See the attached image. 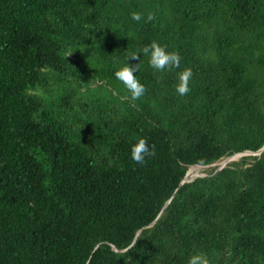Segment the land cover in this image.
<instances>
[{
	"label": "trees",
	"instance_id": "obj_1",
	"mask_svg": "<svg viewBox=\"0 0 264 264\" xmlns=\"http://www.w3.org/2000/svg\"><path fill=\"white\" fill-rule=\"evenodd\" d=\"M263 146L264 0H0V264H264Z\"/></svg>",
	"mask_w": 264,
	"mask_h": 264
},
{
	"label": "clouds",
	"instance_id": "obj_2",
	"mask_svg": "<svg viewBox=\"0 0 264 264\" xmlns=\"http://www.w3.org/2000/svg\"><path fill=\"white\" fill-rule=\"evenodd\" d=\"M142 18L140 12H133L131 14V19L133 21L139 22ZM148 19L151 20L152 16H149ZM140 54H142L143 57H148L149 66L156 72H164L166 69L170 71L173 68H179L181 63V57L178 53L168 51L166 46L156 41H153L150 45L136 52L129 53L126 62L118 66L114 75L115 78L123 84L128 93H130V98L132 100L141 98L146 92L145 85L141 83L138 75H135V73L140 72ZM130 60H136L139 61V63L133 65L130 63ZM191 77L192 71L190 68H186L178 73V83L175 85V90L179 95L184 96L190 91L189 81ZM155 154L154 145H150L145 138H140L131 145V159L137 164L146 163V158L153 157ZM188 264H209V262L204 254L200 253L191 256L188 260Z\"/></svg>",
	"mask_w": 264,
	"mask_h": 264
},
{
	"label": "rangeland",
	"instance_id": "obj_3",
	"mask_svg": "<svg viewBox=\"0 0 264 264\" xmlns=\"http://www.w3.org/2000/svg\"><path fill=\"white\" fill-rule=\"evenodd\" d=\"M240 158H241V156L236 157V158H233V159H230V160H228V158H224V159L220 160L219 162H217V163H215L213 165H210V166H207V167H201V168L197 169L195 172H198L199 173L197 177L207 176L213 170L222 167L225 163H228L229 164V163H232L233 161L239 160ZM197 177H195V178H197ZM195 178H189L187 180H193Z\"/></svg>",
	"mask_w": 264,
	"mask_h": 264
},
{
	"label": "water",
	"instance_id": "obj_4",
	"mask_svg": "<svg viewBox=\"0 0 264 264\" xmlns=\"http://www.w3.org/2000/svg\"><path fill=\"white\" fill-rule=\"evenodd\" d=\"M262 152H264V146H263L259 151H257L256 153L245 152V153H242V154H240V155H234V156H232V157H229L228 160L233 159V158H236V157H239V156H242V155H261ZM227 164H228V163H225L222 167L218 168L217 171H216L215 173L219 172V171H220L221 169H223ZM200 167H201V166H200ZM202 177H203V176H202ZM186 181H187V182H188V181H191V180H187V175H186V178H185L184 182H186Z\"/></svg>",
	"mask_w": 264,
	"mask_h": 264
},
{
	"label": "bare ground",
	"instance_id": "obj_5",
	"mask_svg": "<svg viewBox=\"0 0 264 264\" xmlns=\"http://www.w3.org/2000/svg\"><path fill=\"white\" fill-rule=\"evenodd\" d=\"M199 168H201V167L200 166H192V167H190L188 172H187V179L197 177L199 173L195 172V171L197 169H199ZM215 252H216V249H215Z\"/></svg>",
	"mask_w": 264,
	"mask_h": 264
}]
</instances>
